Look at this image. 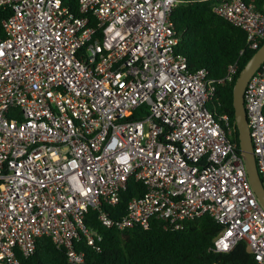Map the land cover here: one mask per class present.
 Masks as SVG:
<instances>
[{
	"label": "built area",
	"instance_id": "2783aa9c",
	"mask_svg": "<svg viewBox=\"0 0 264 264\" xmlns=\"http://www.w3.org/2000/svg\"><path fill=\"white\" fill-rule=\"evenodd\" d=\"M214 1L257 49L264 6ZM177 2L77 0L73 9L62 0H0L10 10L0 23V264H19L43 236L82 262L73 241L98 248L101 240L83 221L87 209L117 203L130 178L144 190L120 226L161 219L180 228L208 214L222 225L215 250L243 242L264 264V208L233 140L235 121L207 107L238 64L217 81L189 69L169 19ZM243 107L264 187V62ZM98 219L112 224L101 209Z\"/></svg>",
	"mask_w": 264,
	"mask_h": 264
},
{
	"label": "trees",
	"instance_id": "16d2710c",
	"mask_svg": "<svg viewBox=\"0 0 264 264\" xmlns=\"http://www.w3.org/2000/svg\"><path fill=\"white\" fill-rule=\"evenodd\" d=\"M243 1L256 9L264 6V0ZM62 2L73 9L77 5V0ZM214 2L178 0L169 19L178 37L175 50L187 58L190 70L205 68L217 81L224 77L228 66L237 61L238 70L233 80L216 83L215 93L207 104L217 114L226 112L233 122V85L256 49L248 47L244 30L215 12ZM9 11L7 7H0V23ZM233 140L238 145L236 126ZM143 190L140 182L130 178L117 203L102 202L98 208L87 209L83 221L98 232L101 240L98 248L89 245L83 237L73 241L75 249L84 254L82 262L69 261L65 247L43 236L37 239L32 253L20 257L19 264H256L243 242H238L228 252L215 250L213 240L222 225L208 214L185 220L180 228L164 227L161 219H152L147 228L134 223L120 226L126 220L127 202L141 195ZM100 209L112 220L110 226L98 219Z\"/></svg>",
	"mask_w": 264,
	"mask_h": 264
},
{
	"label": "water",
	"instance_id": "95a60500",
	"mask_svg": "<svg viewBox=\"0 0 264 264\" xmlns=\"http://www.w3.org/2000/svg\"><path fill=\"white\" fill-rule=\"evenodd\" d=\"M264 62V42L243 65L233 85V116L238 133V146L243 159L247 178L257 199L264 208V187L260 180L252 151L246 114L243 107V94L249 78Z\"/></svg>",
	"mask_w": 264,
	"mask_h": 264
},
{
	"label": "clouds",
	"instance_id": "9594fccd",
	"mask_svg": "<svg viewBox=\"0 0 264 264\" xmlns=\"http://www.w3.org/2000/svg\"><path fill=\"white\" fill-rule=\"evenodd\" d=\"M219 246H220L221 248H225V244L223 243V241H220Z\"/></svg>",
	"mask_w": 264,
	"mask_h": 264
},
{
	"label": "snow or ice",
	"instance_id": "6c2138e0",
	"mask_svg": "<svg viewBox=\"0 0 264 264\" xmlns=\"http://www.w3.org/2000/svg\"><path fill=\"white\" fill-rule=\"evenodd\" d=\"M229 235H231V233H229ZM228 247V245L227 244H225V248H227Z\"/></svg>",
	"mask_w": 264,
	"mask_h": 264
}]
</instances>
